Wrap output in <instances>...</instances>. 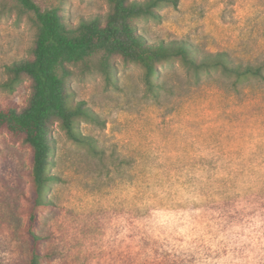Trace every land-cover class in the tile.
I'll list each match as a JSON object with an SVG mask.
<instances>
[{
	"label": "rangeland",
	"instance_id": "obj_1",
	"mask_svg": "<svg viewBox=\"0 0 264 264\" xmlns=\"http://www.w3.org/2000/svg\"><path fill=\"white\" fill-rule=\"evenodd\" d=\"M71 26L105 18L110 0H34ZM159 17L136 21L151 42L186 40L201 54L227 51L238 62L264 61V0H179ZM35 15L0 0V84L6 66L32 57ZM70 87L103 123L81 121L105 151L95 156L60 124L42 221L44 264H264V80L220 71L201 81L179 62L163 64L158 97L144 69L113 61L109 80L73 65ZM32 81L0 85V104H27ZM31 147L0 131V264H25L32 184ZM178 223L154 222L153 210Z\"/></svg>",
	"mask_w": 264,
	"mask_h": 264
},
{
	"label": "trees",
	"instance_id": "obj_2",
	"mask_svg": "<svg viewBox=\"0 0 264 264\" xmlns=\"http://www.w3.org/2000/svg\"><path fill=\"white\" fill-rule=\"evenodd\" d=\"M17 2L35 15L37 36L32 57H25L6 66L8 78L0 85L15 90L25 79L32 81V93L24 106L14 102L0 104V131L22 139L31 147L30 177L32 198L24 227L28 242L25 264H44L47 234L42 221L45 210L53 203L49 192L57 176L52 171L55 140L52 127L58 122L68 139L86 147L95 156L105 151L97 139L81 129V121L103 123L100 115L85 100H75L70 87L71 66L98 70L112 78L113 61L120 57L144 69L147 91L158 97L166 87L160 80L163 64L179 62L199 81L220 71L238 83L255 78L264 80V61L238 62L229 52L201 54L186 40L151 42L139 32L136 21L159 17L158 9L178 6L179 0H110L104 19H83L71 26L58 9L43 10L34 0Z\"/></svg>",
	"mask_w": 264,
	"mask_h": 264
},
{
	"label": "clouds",
	"instance_id": "obj_3",
	"mask_svg": "<svg viewBox=\"0 0 264 264\" xmlns=\"http://www.w3.org/2000/svg\"><path fill=\"white\" fill-rule=\"evenodd\" d=\"M154 222L160 225H172L178 223L177 214L166 209L153 210Z\"/></svg>",
	"mask_w": 264,
	"mask_h": 264
}]
</instances>
